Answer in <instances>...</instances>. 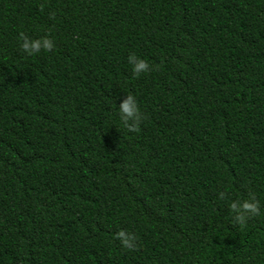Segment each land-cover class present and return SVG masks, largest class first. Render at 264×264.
Here are the masks:
<instances>
[{
    "label": "trees",
    "instance_id": "16d2710c",
    "mask_svg": "<svg viewBox=\"0 0 264 264\" xmlns=\"http://www.w3.org/2000/svg\"><path fill=\"white\" fill-rule=\"evenodd\" d=\"M249 190L264 206V0H0V264H264V207H227Z\"/></svg>",
    "mask_w": 264,
    "mask_h": 264
},
{
    "label": "clouds",
    "instance_id": "9594fccd",
    "mask_svg": "<svg viewBox=\"0 0 264 264\" xmlns=\"http://www.w3.org/2000/svg\"><path fill=\"white\" fill-rule=\"evenodd\" d=\"M17 43L18 51L26 56H35L42 51L51 52L54 49V41L47 34L33 38L21 33ZM127 63L130 66L133 78L139 77L141 74H145L150 70L149 63L134 53L127 56ZM116 111L120 123L129 133L139 131L144 116L134 95H125L118 107L116 106ZM217 198L220 201H225V192H219ZM227 207L231 222L234 225L243 227L251 218L261 215L262 207L264 206L261 205L256 194L249 190L246 192L244 198L232 200L227 204ZM115 238L119 241L123 249L134 251L137 247V237L131 232L121 229L115 233Z\"/></svg>",
    "mask_w": 264,
    "mask_h": 264
}]
</instances>
